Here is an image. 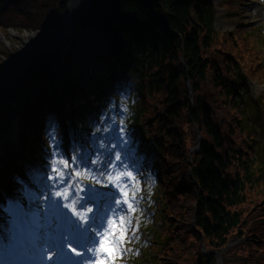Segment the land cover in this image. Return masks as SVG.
<instances>
[{"label":"trees","instance_id":"16d2710c","mask_svg":"<svg viewBox=\"0 0 264 264\" xmlns=\"http://www.w3.org/2000/svg\"><path fill=\"white\" fill-rule=\"evenodd\" d=\"M68 4L0 0V29L48 32ZM243 32L218 34L210 0H93L72 38L0 101V203L32 170L29 160L44 169L49 125L58 139L65 126L92 134L93 121L111 115L117 87L130 81L135 99L120 120L141 143L155 142L164 184V226L152 239L160 245L156 262L218 264L219 256L226 262L237 254L238 264H264V181H255L257 130L241 93L244 74L264 80V69ZM0 55L11 60L7 51ZM182 123L201 135L191 165Z\"/></svg>","mask_w":264,"mask_h":264},{"label":"snow or ice","instance_id":"6c2138e0","mask_svg":"<svg viewBox=\"0 0 264 264\" xmlns=\"http://www.w3.org/2000/svg\"><path fill=\"white\" fill-rule=\"evenodd\" d=\"M117 107L118 103L112 104L109 113ZM129 140L126 125L110 114L99 118L91 141L73 146L71 155L57 136L50 135L47 183L35 204L52 224L38 235L35 220L25 222L23 247L31 253L26 259L40 264H112L131 224L125 220V209L131 211L136 201L128 191L135 177L117 150ZM0 259L11 264L21 257L12 255L9 246Z\"/></svg>","mask_w":264,"mask_h":264},{"label":"rangeland","instance_id":"374dc122","mask_svg":"<svg viewBox=\"0 0 264 264\" xmlns=\"http://www.w3.org/2000/svg\"><path fill=\"white\" fill-rule=\"evenodd\" d=\"M211 2L215 10L214 29L218 34L222 36V34L224 33H231L237 29H242L244 31L243 37L249 40L253 52H264V0H239V2L235 4V7H233L232 4H229L228 0H211ZM60 21L58 25L60 24ZM27 33L33 34L36 32L30 33L28 31H23L21 33H17L14 28H8L5 30L0 29V50H3V52H9V54L11 55V57L9 58H11V60H14V56L18 52H21L25 47ZM6 60L8 59L5 58L4 55H0L1 67H3L4 61ZM243 80L244 83L242 85L241 93L242 95L244 94L248 99L250 98L252 107L251 112L249 111L248 115L250 117V123L257 130L256 138L253 141V147L259 157V168L256 169L259 174L257 175L255 181L260 180L259 182H263L264 105H258V102L261 98H264V85L259 84L258 81H249L248 76H246L245 74ZM133 99V92L128 90L126 92H123L121 94V100H117L116 102H114L119 104V107L114 109V111L122 112L124 111V109L126 110L127 107L130 108V103L131 101H133ZM1 100L2 99H0V101ZM255 102H257V105L254 104ZM181 127L185 134L184 139L186 141V147L189 153L187 155L188 164L191 165V157L196 153L194 152V150L197 147L199 148L201 137L199 139V135H197V137L194 136L192 128H190L186 124L184 125V123H182ZM51 133L50 135H53ZM138 137L139 136L134 137L133 140L138 141ZM105 138L107 139V137ZM61 142L67 154L71 155L72 147L78 146L80 143H83L85 141L82 135L73 134L70 136V143L64 142V139H62ZM129 144L130 147L128 146L126 148H123V146H121L122 148H118L117 150L121 151V155L125 159V162L129 164V171H131L135 177V182L133 183L132 187L128 189V191L130 195L133 193L136 195V201L133 204L131 211H128L127 208L125 209V211H127L125 220L131 221V224L128 228V231L125 233L124 242L121 248L116 251L115 258L112 264H156L154 263L153 259H157V255L155 254L153 248L156 249L157 247H160V245H157L156 247V244L153 243L152 240L150 241L151 235L147 234L148 232H150L147 229H149L150 226L153 229L160 230L162 228V220L160 218L154 217L153 210L157 206V200L155 199V188L162 189L164 184L162 180L156 176V167L153 166V164H151L149 161V158L151 159L155 156L153 145L151 144V142L148 141L146 145L141 149H136L132 141H129ZM95 147L99 149L98 144H96ZM46 171L47 170L43 171V174L41 175L38 174L40 178L45 179L44 183H47ZM44 183L42 182L40 184L41 186L36 187L34 190L24 188L22 190L23 197H21L24 199L23 201L27 206V214L33 215V213L35 212L38 215L39 227L40 229H42L38 233V235L48 232L49 225L52 224L51 220L45 218L44 214L42 212H39L35 204V201L37 199L42 198L40 197V192L43 190ZM85 183H88V181L85 180ZM33 185H35V180H33ZM162 206L165 209L167 205ZM164 209L161 208L159 210V208H156L158 212H162ZM121 214L123 215V213ZM1 215L3 216H0V226L4 224L7 217L11 219V224H17V211L15 210V205L13 204V202L6 203L5 207L2 209ZM165 220L168 221L169 225L172 228L178 227V223H176L174 219L170 217L168 219L166 217ZM182 222L183 226H188L191 224V222L189 221V216L186 215H184ZM144 228L145 232L143 231ZM1 232L7 234L5 224L3 227H1ZM232 242L233 243L230 246L231 249H236L237 246H239V243H234V241ZM259 244L262 243L259 242ZM239 248L241 249V247H238V249ZM235 251L236 253L238 252L237 250H234V252ZM222 252L226 253L227 251L223 250ZM241 258L242 257H238L236 254L235 257H226V262H223V259L221 258V256H219L218 264H238V262H241ZM193 259L194 257L191 254V256H189L185 262L193 263ZM237 259L239 260L238 262Z\"/></svg>","mask_w":264,"mask_h":264},{"label":"water","instance_id":"95a60500","mask_svg":"<svg viewBox=\"0 0 264 264\" xmlns=\"http://www.w3.org/2000/svg\"><path fill=\"white\" fill-rule=\"evenodd\" d=\"M92 1L69 0L65 14L58 26L49 29L46 33L40 31L39 33L43 36L42 39L23 51L19 57L16 54L11 64L6 65L4 61L0 73V99L11 90L24 71L39 59L51 56L55 49L61 47L65 41L73 36L77 24L83 18L85 11L90 7ZM200 137L201 135H199V139ZM198 150L199 148L197 147L194 152Z\"/></svg>","mask_w":264,"mask_h":264},{"label":"bare ground","instance_id":"6f19581e","mask_svg":"<svg viewBox=\"0 0 264 264\" xmlns=\"http://www.w3.org/2000/svg\"><path fill=\"white\" fill-rule=\"evenodd\" d=\"M42 37H43L42 34H40L39 32H36V33H33V34L27 33L26 34L25 47L23 48V50L21 52H18L16 56L19 57L23 51L27 50L33 44L38 43L42 39ZM12 62H13V60H6L5 64L6 65L7 64H11ZM65 211H67V210H65ZM33 219L35 220V226L40 229V227L38 226V221H37L38 217H37L36 214H33L32 220ZM40 230H42V229H40ZM15 234L16 235H24V231L15 230Z\"/></svg>","mask_w":264,"mask_h":264}]
</instances>
